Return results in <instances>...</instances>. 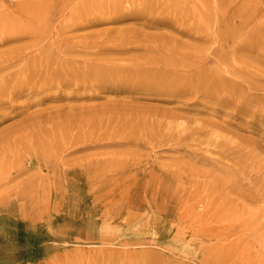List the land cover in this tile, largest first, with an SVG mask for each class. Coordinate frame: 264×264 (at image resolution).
<instances>
[{
  "label": "rangeland",
  "instance_id": "rangeland-1",
  "mask_svg": "<svg viewBox=\"0 0 264 264\" xmlns=\"http://www.w3.org/2000/svg\"><path fill=\"white\" fill-rule=\"evenodd\" d=\"M0 264H264V0H0Z\"/></svg>",
  "mask_w": 264,
  "mask_h": 264
},
{
  "label": "bare ground",
  "instance_id": "bare-ground-1",
  "mask_svg": "<svg viewBox=\"0 0 264 264\" xmlns=\"http://www.w3.org/2000/svg\"><path fill=\"white\" fill-rule=\"evenodd\" d=\"M32 46V45H31ZM36 46V45H35ZM197 66V65H196Z\"/></svg>",
  "mask_w": 264,
  "mask_h": 264
}]
</instances>
